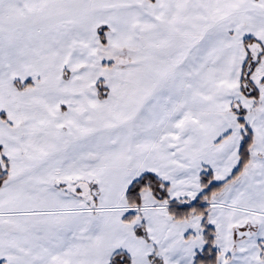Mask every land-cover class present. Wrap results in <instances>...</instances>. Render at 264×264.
I'll return each instance as SVG.
<instances>
[{
  "label": "rangeland",
  "instance_id": "374dc122",
  "mask_svg": "<svg viewBox=\"0 0 264 264\" xmlns=\"http://www.w3.org/2000/svg\"><path fill=\"white\" fill-rule=\"evenodd\" d=\"M91 8L0 0V264H198L208 235L209 264H264V31L243 16L242 70L252 62L226 113L200 110L211 97L197 86L195 110L183 111L187 47L115 48ZM40 56L49 62L36 64ZM176 70L146 81L163 99L171 90L176 106L157 104V126L142 121L139 73ZM126 72L135 95L123 94ZM147 175L167 197L145 188L132 205L129 191ZM197 202L206 216L169 213Z\"/></svg>",
  "mask_w": 264,
  "mask_h": 264
},
{
  "label": "crops",
  "instance_id": "0c3cea01",
  "mask_svg": "<svg viewBox=\"0 0 264 264\" xmlns=\"http://www.w3.org/2000/svg\"><path fill=\"white\" fill-rule=\"evenodd\" d=\"M246 5L248 9H244ZM79 12L80 9L76 8L74 13ZM89 12L95 21L108 25L111 30L108 35L110 45L115 48H149L158 43L163 47L166 45V48H175L179 44L186 46L189 56L182 57L181 64H187L182 67V71H186L184 79L187 82L181 103L183 111L192 112L195 108L189 106L188 97L189 94L195 96L196 86L198 90L203 88L202 93L209 89L206 95L211 97L201 103L204 106L200 110L227 112V97L232 95L234 83L242 72L245 40L243 16H250L248 25L251 29L255 25L256 33L264 31V0H92ZM49 37L50 34L47 45L51 46ZM35 60L36 64H43L49 62L50 58L40 56ZM177 71L166 72L161 78L155 72L139 73V80H144L140 85L144 86L139 89L138 101L147 106L138 111L142 121L156 122V125L157 115L163 110L157 104H177L171 90L163 99V95L156 92L161 90L165 93V89L157 83L149 88L150 84L146 81L172 79L173 74L179 73ZM127 80L131 81V77L126 72L123 94L135 95L134 89L127 87Z\"/></svg>",
  "mask_w": 264,
  "mask_h": 264
},
{
  "label": "trees",
  "instance_id": "16d2710c",
  "mask_svg": "<svg viewBox=\"0 0 264 264\" xmlns=\"http://www.w3.org/2000/svg\"><path fill=\"white\" fill-rule=\"evenodd\" d=\"M105 28L99 29V36L101 39V42L103 44L106 43V39L104 36ZM249 41L245 42V45L247 46ZM252 62L251 56L247 57L246 62L244 63L243 70L242 72L245 73V70L247 69L248 64ZM248 77L244 78L242 76V82L245 81ZM257 95V93H256ZM251 145V141L247 140L244 142L242 149H241V166L240 170L238 173L242 170L243 167H245L248 162H249V148ZM145 188H150L154 195L159 199V200H164L167 197V191L166 188H162L160 186V182L156 180L153 176L147 175L144 178H142L139 182L135 183L133 187L129 191V200L131 201V204H139L141 202L140 199V192L143 191ZM219 187H213L211 192H215L218 190ZM207 212V207H204L201 205V202H197L194 205L191 206H181L178 204H171L169 208V213L170 215L176 220V221H182L185 219H189L192 215H197V216H206ZM139 236H143V232L139 230L138 232ZM207 239H209V244L208 248L206 249V253L204 257H200L198 259V264H209V254L211 250V244L213 242V239L211 236H207Z\"/></svg>",
  "mask_w": 264,
  "mask_h": 264
},
{
  "label": "water",
  "instance_id": "95a60500",
  "mask_svg": "<svg viewBox=\"0 0 264 264\" xmlns=\"http://www.w3.org/2000/svg\"><path fill=\"white\" fill-rule=\"evenodd\" d=\"M237 235L239 237H251L252 236V234L249 230H244V231L237 230Z\"/></svg>",
  "mask_w": 264,
  "mask_h": 264
}]
</instances>
